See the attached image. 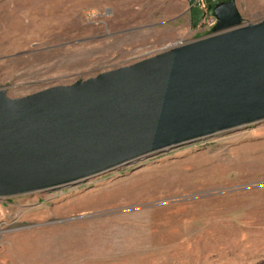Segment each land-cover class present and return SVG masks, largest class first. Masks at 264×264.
I'll use <instances>...</instances> for the list:
<instances>
[{"label": "rangeland", "instance_id": "1", "mask_svg": "<svg viewBox=\"0 0 264 264\" xmlns=\"http://www.w3.org/2000/svg\"><path fill=\"white\" fill-rule=\"evenodd\" d=\"M244 2L246 21L264 18V0ZM160 9L152 0H0V89L25 97L185 42L154 26ZM0 264H264V121L0 198Z\"/></svg>", "mask_w": 264, "mask_h": 264}, {"label": "water", "instance_id": "2", "mask_svg": "<svg viewBox=\"0 0 264 264\" xmlns=\"http://www.w3.org/2000/svg\"><path fill=\"white\" fill-rule=\"evenodd\" d=\"M209 35L21 98L0 89V198L87 181L264 121V18L214 5Z\"/></svg>", "mask_w": 264, "mask_h": 264}, {"label": "crops", "instance_id": "3", "mask_svg": "<svg viewBox=\"0 0 264 264\" xmlns=\"http://www.w3.org/2000/svg\"><path fill=\"white\" fill-rule=\"evenodd\" d=\"M218 1L225 0H204L207 12L213 14L212 7ZM244 1L246 0H236L238 9L239 3H245ZM152 3L153 6L161 8L156 12L159 21L155 27L166 26L167 29L176 30L179 32L176 35L177 39L186 38L185 42L208 35L199 34L206 11L197 5V0H152Z\"/></svg>", "mask_w": 264, "mask_h": 264}, {"label": "built area", "instance_id": "4", "mask_svg": "<svg viewBox=\"0 0 264 264\" xmlns=\"http://www.w3.org/2000/svg\"><path fill=\"white\" fill-rule=\"evenodd\" d=\"M197 5H199L203 10L206 11L201 23V28L203 30H206V33L209 35L215 27L217 21L213 14L207 12V7L205 6L204 0H197Z\"/></svg>", "mask_w": 264, "mask_h": 264}, {"label": "trees", "instance_id": "5", "mask_svg": "<svg viewBox=\"0 0 264 264\" xmlns=\"http://www.w3.org/2000/svg\"><path fill=\"white\" fill-rule=\"evenodd\" d=\"M214 6L212 7V10H213Z\"/></svg>", "mask_w": 264, "mask_h": 264}]
</instances>
